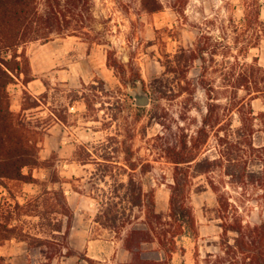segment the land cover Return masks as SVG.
<instances>
[{"label": "rangeland", "instance_id": "374dc122", "mask_svg": "<svg viewBox=\"0 0 264 264\" xmlns=\"http://www.w3.org/2000/svg\"><path fill=\"white\" fill-rule=\"evenodd\" d=\"M60 2L59 25L68 24L66 33L75 31L76 36L52 33L48 40L29 42L17 50L20 54L24 48L25 57L16 59L21 69L14 72L7 87L11 109L20 112L25 91L33 97L45 94L37 109L24 113L45 133L40 167L25 170L34 181L0 185V213L10 225L17 224L23 236H32L26 238L31 255L39 247L44 250L43 264L52 260L60 264L69 253L76 264L159 260L163 255L152 245L143 246L139 259L126 252V229L120 226L124 220L128 229L144 228L143 215L128 203V195L137 194L140 186L154 192L155 210L167 220L173 165L162 147L177 133V126L192 134L205 111V94L198 83L203 63L196 60L185 65L184 60L179 68L180 52L197 45L208 47L213 57L204 55L206 65L212 66L206 78L217 84L216 65H231L235 57L246 62L255 59L264 68V39L255 40L243 27L240 0H159L160 10L154 13L144 12L141 0H77L75 7L66 0ZM37 3L43 12L45 0ZM177 5L181 12L173 10ZM260 21L264 22V0H260ZM12 56V52L3 53L2 58L11 62ZM107 57L114 58L123 71L109 67ZM26 61L29 70L25 73ZM168 67L174 72L167 73ZM133 71L143 83L132 87L127 81ZM29 78L35 81L26 85ZM138 86L150 97V105L143 110L136 109L130 96ZM252 107L258 112L263 105L254 100ZM237 125L234 120L232 126ZM214 146L211 139L209 150L200 158L216 156ZM130 155L138 164L134 171L125 163ZM211 177L232 203L240 205L244 223L264 222V203L255 194L248 191L243 196L227 179ZM207 181L203 175H194L190 187L199 231L198 264H212L222 255L216 197ZM16 203L23 207L16 210ZM107 203L117 206V232L96 221ZM60 225L61 232L56 231ZM69 229L77 237L75 252L67 249ZM228 236L232 244L235 234Z\"/></svg>", "mask_w": 264, "mask_h": 264}, {"label": "trees", "instance_id": "16d2710c", "mask_svg": "<svg viewBox=\"0 0 264 264\" xmlns=\"http://www.w3.org/2000/svg\"><path fill=\"white\" fill-rule=\"evenodd\" d=\"M240 1L243 27L255 40L258 37L264 39L260 0ZM66 2L75 7L77 0ZM140 5L144 12L160 10L159 0H141ZM61 7L60 0H45L44 10L40 12L37 0H0V185L4 187L5 182L30 184L34 181L32 174L25 173V170L40 167V143L45 133L38 122L35 124L31 117L24 115L27 111L37 109L40 98L45 94L33 97L25 91L20 112L16 114L11 109L7 87L13 81L14 72L21 69L16 59L25 57L24 48L20 54L17 50L29 42L48 40L52 33L65 37L76 36L75 31L66 33L68 24L63 27L59 25ZM173 10L177 13L182 11L178 5L173 6ZM250 44L246 45L247 48ZM10 52L13 53L11 62L2 58L3 53ZM180 53L177 59L179 68L183 67L181 64L184 60L185 65L196 60L203 63L198 83L205 94V111L192 134L177 126V133L162 147L168 163L173 165L167 220L156 212L152 190L145 192L140 186L137 194L128 195L130 209L136 208L143 215L144 228L128 229V223L122 220L120 227L126 229L123 249L139 259L143 246L152 245L163 255L156 261L140 262L143 264H198L199 231L190 204V187L194 175H203L216 197V218L220 220L222 230V255L216 256L211 263L264 264V222L257 225L244 223L240 205L236 201L232 203L228 193L223 192L219 182L211 177L216 174L222 181L227 179V184L240 190L241 195L252 192L264 203V68L258 66L255 59L246 62L235 57L231 65L226 62L216 65L218 67L214 72L219 74L220 79L216 84L206 78L212 66L206 65L204 55H213L208 47L197 45L193 50H182ZM107 63L114 70L123 71L114 58L107 57ZM22 68L25 73L29 70L27 61ZM166 71L174 72L172 67L166 68ZM132 75L127 81L132 87L138 82L143 83L136 71ZM33 80L29 78L24 83L27 85ZM254 100L262 102L261 111H254ZM234 120L238 124L236 127L232 126ZM211 139L215 142L216 156L200 158L209 150L207 147ZM125 163L133 171L138 167L132 162L131 155ZM141 173L144 175L145 171L142 169ZM129 181L132 185V180ZM22 207L19 203L15 205L16 210ZM117 214V206L107 203L96 221L117 232ZM67 227L70 226L67 224ZM61 230L62 225L56 231ZM229 233L235 234L232 244ZM22 234L23 230L17 229V224L10 225L0 213V247L11 239L26 242V238L32 237ZM0 264H6L1 257Z\"/></svg>", "mask_w": 264, "mask_h": 264}, {"label": "crops", "instance_id": "0c3cea01", "mask_svg": "<svg viewBox=\"0 0 264 264\" xmlns=\"http://www.w3.org/2000/svg\"><path fill=\"white\" fill-rule=\"evenodd\" d=\"M35 81V80H33ZM31 81V82H33ZM30 82V83H31ZM39 93H43V92H39ZM42 95V94H39ZM71 229H69L68 232V238L70 239V247H68V250H72V251H76V249H78L77 247H74L73 243L77 242V237L74 236L72 230L70 232ZM7 246H1L0 249H5L7 247L6 250H1L0 252V257L3 258L5 260L6 264H43L45 263V257L43 255V251L42 248H37L38 249V253L31 255V253H29L28 250V246L27 243L25 241H19L16 239H11L10 241L6 242ZM65 249V250H67ZM63 260L60 262V264H76V260H75V256L74 255H65L64 257H62ZM91 259V258H90ZM49 261V259H48ZM53 261V260H52ZM52 261L51 264H54Z\"/></svg>", "mask_w": 264, "mask_h": 264}, {"label": "water", "instance_id": "95a60500", "mask_svg": "<svg viewBox=\"0 0 264 264\" xmlns=\"http://www.w3.org/2000/svg\"><path fill=\"white\" fill-rule=\"evenodd\" d=\"M130 96L134 101V106L138 108H145L150 105V97L142 87L138 86L135 90L130 92Z\"/></svg>", "mask_w": 264, "mask_h": 264}]
</instances>
